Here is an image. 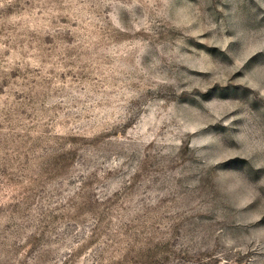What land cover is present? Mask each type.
<instances>
[{
    "label": "rangeland",
    "instance_id": "obj_1",
    "mask_svg": "<svg viewBox=\"0 0 264 264\" xmlns=\"http://www.w3.org/2000/svg\"><path fill=\"white\" fill-rule=\"evenodd\" d=\"M0 264H264V0H0Z\"/></svg>",
    "mask_w": 264,
    "mask_h": 264
}]
</instances>
